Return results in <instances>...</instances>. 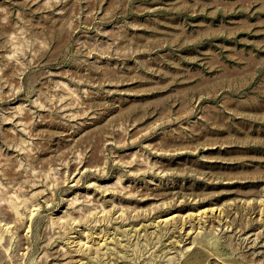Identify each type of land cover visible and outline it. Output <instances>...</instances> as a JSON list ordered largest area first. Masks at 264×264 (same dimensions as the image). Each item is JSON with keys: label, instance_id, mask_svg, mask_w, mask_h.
I'll use <instances>...</instances> for the list:
<instances>
[{"label": "rangeland", "instance_id": "1", "mask_svg": "<svg viewBox=\"0 0 264 264\" xmlns=\"http://www.w3.org/2000/svg\"><path fill=\"white\" fill-rule=\"evenodd\" d=\"M0 170L26 264H264V0H0Z\"/></svg>", "mask_w": 264, "mask_h": 264}, {"label": "bare ground", "instance_id": "2", "mask_svg": "<svg viewBox=\"0 0 264 264\" xmlns=\"http://www.w3.org/2000/svg\"><path fill=\"white\" fill-rule=\"evenodd\" d=\"M6 155H4V156H6ZM41 157H42V155H41ZM1 188H3V187H1ZM25 198H27V197H25ZM6 200L8 202L2 204V201H6ZM25 200L28 201L30 199H25ZM27 203L31 204V206H35L30 202H27ZM23 204H25V202ZM21 206H23V205H21V202H18L17 200L12 202L11 198L8 196V193L6 191L2 195L0 194V263L1 264H26V260L33 253H38V251H37L38 249L36 250V248H34V250H33L31 248L30 237H31V233L33 232L35 218L39 214L38 212L40 211L39 210L40 207H37V206H36L37 208L31 207V208H33V209H31V208H29L30 207L29 206L28 208L31 211H30V216H29L30 219H28L27 217L24 216L26 214L21 213L20 208H23ZM50 222H52V221H50ZM54 223H52V224H54ZM56 224H58V223H56ZM52 226H49L47 224L46 228L44 227L45 229H44L43 233L41 234L42 239H46L45 241L43 240L44 243H46V245H48V246H51V245L53 246L54 242H55L54 240L56 238L55 231L53 230ZM24 228L26 229V233H22L23 232L22 230ZM12 239L15 240L14 249H12V244H11ZM60 248H62V247H60ZM59 250L62 251L63 249L61 250L58 248V246H56L55 248L52 249V251L48 250L49 252L43 253V255L40 256V258H38L39 263L40 264H48L49 261H51V262L55 261V259L59 257ZM45 251H47V250H45ZM64 251H66V250H64ZM51 262H50V264H57V261H56V263H51ZM58 262H59V260H58Z\"/></svg>", "mask_w": 264, "mask_h": 264}]
</instances>
